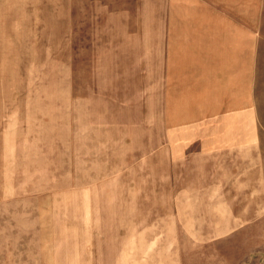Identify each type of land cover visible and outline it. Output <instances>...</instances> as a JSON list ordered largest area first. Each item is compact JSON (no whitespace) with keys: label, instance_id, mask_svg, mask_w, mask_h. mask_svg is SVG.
<instances>
[{"label":"rangeland","instance_id":"374dc122","mask_svg":"<svg viewBox=\"0 0 264 264\" xmlns=\"http://www.w3.org/2000/svg\"><path fill=\"white\" fill-rule=\"evenodd\" d=\"M0 264H264V0H0Z\"/></svg>","mask_w":264,"mask_h":264},{"label":"crops","instance_id":"0c3cea01","mask_svg":"<svg viewBox=\"0 0 264 264\" xmlns=\"http://www.w3.org/2000/svg\"><path fill=\"white\" fill-rule=\"evenodd\" d=\"M231 21H232L231 27L235 28V29H231L232 32L233 31L236 32L238 31V29L242 31V27H240L241 26L240 24L238 25L236 19H231ZM214 25H216V23ZM221 42L213 41L208 45V53L210 57H212V60H210V62H218L213 58L218 59L221 57V55L222 57L225 55L228 58V56L234 57V55L237 54V49L239 50L240 45L238 43L236 34L231 35L229 40L225 41L227 43L224 44L223 42L222 47H221L222 45Z\"/></svg>","mask_w":264,"mask_h":264}]
</instances>
